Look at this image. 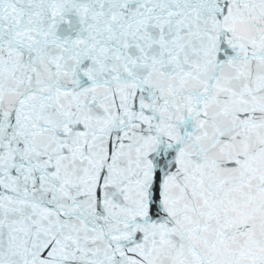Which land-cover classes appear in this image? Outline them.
<instances>
[{"label":"snow or ice","instance_id":"1","mask_svg":"<svg viewBox=\"0 0 264 264\" xmlns=\"http://www.w3.org/2000/svg\"><path fill=\"white\" fill-rule=\"evenodd\" d=\"M0 264H264V0H0Z\"/></svg>","mask_w":264,"mask_h":264}]
</instances>
